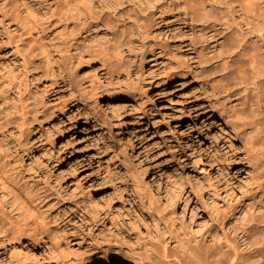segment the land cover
<instances>
[{
	"label": "rangeland",
	"instance_id": "obj_1",
	"mask_svg": "<svg viewBox=\"0 0 264 264\" xmlns=\"http://www.w3.org/2000/svg\"><path fill=\"white\" fill-rule=\"evenodd\" d=\"M118 1L0 0V84L8 83L11 72L21 68L23 56L37 50L41 59L32 85L40 90L39 101L55 112L35 129L34 160L24 162L37 174L36 185H40L24 187L8 174L0 175V199L16 200L19 209L13 205L11 211L12 205L5 203V217L15 219L19 214L37 232L36 238L17 242L0 224V264H135L137 244L161 243L165 237L171 243L176 235L198 236L252 185L253 154L208 115L212 107L235 103L257 85L252 72L240 79L231 71L234 66L247 68L246 52L264 61V0L256 27L247 30L236 15H227L225 22H216L220 32L213 38L192 34L191 26L199 33L206 23L179 15L182 6L157 25L150 15L149 34L141 43L153 42L157 57L148 53L150 58L141 66L127 59L109 70V62L100 57L123 39L122 33H109L116 23L113 5L125 8L117 17L120 23L135 18L130 8L135 0ZM92 15L97 16L99 28L90 32L88 40L103 49L73 64L65 60L63 47L76 29L73 18L91 20ZM135 39H124L128 46H120L125 59L139 53L141 43ZM183 67L200 70L205 80L182 76ZM115 87H120L124 98L113 99L105 92ZM206 88L209 92H203ZM60 129L64 130L61 139ZM159 177L164 190L168 186L174 193V201L157 191ZM44 187L55 191L65 204L83 201L90 187L92 205L102 208L97 195L110 204L104 226L98 223L91 230L89 221H82L69 205L64 218L56 219L57 205L44 195ZM39 230L43 240L36 243ZM91 232L97 239L120 245L122 251L108 255L106 263L100 257L82 261L88 247L80 235L86 234L89 242Z\"/></svg>",
	"mask_w": 264,
	"mask_h": 264
},
{
	"label": "bare ground",
	"instance_id": "obj_2",
	"mask_svg": "<svg viewBox=\"0 0 264 264\" xmlns=\"http://www.w3.org/2000/svg\"><path fill=\"white\" fill-rule=\"evenodd\" d=\"M118 2L123 4L125 0ZM261 2L262 0H135L130 6L135 18L127 17L121 23L119 20L122 19H117V17L125 8H118L113 5L116 23L113 26L114 29L109 33H122L120 36L123 39L121 44L116 43L109 46L108 51L102 53L100 59L109 62L110 70L114 68V65L117 66L127 59L141 66L148 61V53L156 56L157 52L153 47V42L141 43L142 37L147 38L149 34L150 23L147 22V18L150 15L155 17L154 24L157 25L164 22L168 13L182 6L179 15H182L180 14L182 12L201 24L206 23L198 29L199 33H196L197 31L191 26L189 29H191L192 34L213 38L220 32L216 28V22H225L227 15H236L241 25L245 26L247 30L256 27L257 18L262 14L260 11ZM219 3L224 4V6H217ZM108 15L110 14L108 13ZM107 18L109 19V16ZM96 19L97 16L93 15L91 20L73 18L76 29L69 33L68 41L63 46L66 53L65 60L73 64L83 63L85 58H92L96 51H102L101 45L92 46L88 40L90 32L99 28ZM67 23L70 25V22ZM205 29L209 31L210 36L207 35V31H203ZM134 37H136L135 43H138L139 40L141 43L139 46L136 44L140 49L139 53H131V56L125 59V51L120 46L126 45L124 39L132 41ZM221 43L222 41H219L216 44ZM248 46L249 44L245 43V47ZM127 50L130 51L131 49L128 47ZM245 55L247 57L244 65H247V68L234 66L231 73H236L240 79H243L247 77V71H250L255 74L257 85L250 94L238 98L235 103H225L212 107L209 109L208 116L224 132H232L242 147L253 154L256 163V175L251 187L241 194L232 209H228L222 216H217L198 236L184 238L176 235V237L173 236L175 239L171 243L166 241L165 237L161 243L146 240L144 244H137L134 248L135 255L132 257L135 264H264V61L256 53L249 54L246 52ZM21 59V68L11 72V79L8 82L12 89L7 91L8 83L0 84V175L2 173L8 174L24 187L34 189L40 185H36L39 183V178L36 179L37 174L32 168L26 167L24 162L25 159L34 160L35 147L31 143V137L35 129L40 127L42 121L55 112L51 106L46 105L44 100L39 101L38 93L40 90L34 89L32 85V82L37 80V74L33 72L41 59L40 53L33 49L31 56H23ZM188 68L190 70H187ZM200 73V70L191 69V67H183L181 72L182 76L205 80L204 76L200 77ZM31 76L33 79L30 78ZM160 86V82L156 83L157 88ZM209 86L210 89H213L212 84ZM124 88H128V83L124 84ZM45 91L46 89H43L42 93ZM119 91L120 87L105 90L113 99L124 98L125 96ZM203 92H209V89L206 88ZM65 106L67 107L68 104ZM61 113L63 114V110ZM63 131V129L58 131L59 139L63 137ZM0 187L2 188V186ZM40 188L42 189V187H38V190ZM156 189L162 195L165 192L166 197L174 201V193L168 186L164 190L160 177L156 182ZM85 191L83 201L72 199L67 204L62 203L64 199L60 198L51 188L45 189L44 187L42 192L46 196L50 195L54 204L57 205L54 210L56 219L64 218L68 210L66 205H69L72 211L75 210L80 213L83 218L82 221L84 219L89 221L91 230L98 223L104 226V220L108 218L110 212V204L105 200H100L99 195H97L96 200L101 202L102 208L92 205L90 197L94 195V190L88 187ZM5 203L8 206L9 204L12 205L11 211L15 205V210L19 212L16 200L12 203H9L8 200L0 201L2 230L11 235L17 242H20L23 237L36 238L37 232L35 233L29 222L25 221L27 218H23L24 221H22L18 217L19 214H15V219L5 217ZM109 221L113 228H118L112 219ZM79 230L84 232L82 228ZM42 232L43 230H39V238L35 241L36 243L43 240ZM164 236L166 235L164 234ZM80 237L81 243L88 247L85 250V256L81 257L82 261H91L100 257V260L102 259L106 263L108 255L111 256L112 253L122 251L120 245H113L109 243V240L97 239L99 236L94 232H91L89 242H87L86 234L83 233ZM158 239V241L162 240L161 238Z\"/></svg>",
	"mask_w": 264,
	"mask_h": 264
}]
</instances>
